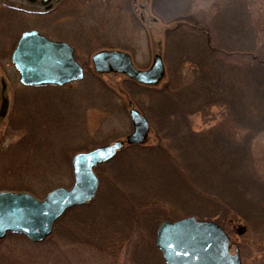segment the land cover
I'll use <instances>...</instances> for the list:
<instances>
[{
	"label": "rangeland",
	"instance_id": "374dc122",
	"mask_svg": "<svg viewBox=\"0 0 264 264\" xmlns=\"http://www.w3.org/2000/svg\"><path fill=\"white\" fill-rule=\"evenodd\" d=\"M115 1L112 4L108 0L104 5L96 3L89 11H85L84 0L76 1L68 9L72 12L69 20H66L69 22L53 27L51 19L41 20L30 14L25 16L17 11L8 12L11 8L34 10L35 7L21 0H0V4L8 6L5 8L0 5V78L5 82L3 95L9 99L7 118L0 119V191L27 192L42 199L53 188H67L72 182L70 158L73 154L122 140L132 131L128 111L130 108L139 109L132 103L129 105V97L123 94L121 85L124 76L100 75L96 77L98 81L93 80L95 73L89 58L85 57L97 51L99 46H108L125 51L137 69L145 70L151 65L154 55L163 57L165 34L169 28L151 14L150 0H132L131 12L122 0ZM211 2L206 0L202 5L199 1V6L207 8L209 12ZM248 6L250 24L257 34V40L264 45V0H249ZM31 28L39 29L51 38L89 39V47L92 48L84 46L83 51L88 52L80 55L78 62L82 64L85 75L91 76L80 84H70L67 89L24 90L18 82L17 73L9 64L5 50L11 46L16 35ZM91 30H96V33L92 34ZM105 40L107 43H104ZM74 44L79 51V44ZM185 67L183 76L190 70V66ZM168 70L167 67L164 78L156 87L167 81ZM221 108L212 106L207 112H193L188 116L192 130L186 126L181 130L184 134L180 137L185 139L182 150L187 157L188 167L186 169L176 162L177 173L188 179L191 174L188 168H197L198 173L192 172L191 176L194 174L200 178L203 174L202 179H206V190L201 188L205 195L202 199L193 198V201H198L194 207L189 206L186 211L185 204L190 200L183 201L181 197L184 186L178 174L171 177V191L180 196L171 198L166 194V181L161 176L155 178V174L164 173L160 163L132 164L136 169L142 167L141 174L144 175L134 177L132 173L127 174L131 183L125 190L124 184L112 181L109 178L112 174H107L108 181L96 193L99 196L96 202L99 212L92 216L81 214L77 221L73 218L74 214L72 218L70 214L66 222L56 224L53 233L41 243L34 244L21 239L6 241L5 245L0 246V255L3 257L0 264H160L159 252L152 243L153 231L162 222L187 217L216 223L229 237L230 251L237 250L240 264H264V217L255 220L254 216V213L264 212V198L257 189H247L237 177L242 170L250 169L256 180H253V184L257 182L264 185L262 126L255 133L253 129L249 135L246 129L238 130L239 135L233 140L240 144L230 152L232 155L227 162L226 159L218 158L219 154L214 153L215 148L207 153V138L199 147L193 142L196 137H207L205 135L210 130L230 116L226 107L225 111ZM177 119L175 116V119L173 117L168 121L175 124ZM43 121L49 125L45 131L48 136H43V128L39 126ZM22 122L24 125H19ZM31 132H38V139L28 138ZM188 132L197 134L192 136ZM220 132L221 127L212 132L210 142ZM159 144L163 145V142L158 140L155 126L150 123L146 145L152 147ZM166 152L169 154V149ZM240 153L242 156L249 154L251 159L242 164L238 156ZM220 162L222 165L219 167ZM126 168L122 167L121 171ZM220 174L226 176L225 179L231 184L225 182L224 178L218 180ZM14 175H21V179L14 178ZM107 184L119 189L128 208L125 203L113 201L111 196L116 199L117 195L108 189ZM212 189L221 192L223 201L215 199ZM150 201L154 206H147ZM115 204H122L121 213L128 212L130 217L127 225L118 222ZM245 208L248 214L242 220L235 212ZM252 214L254 218L249 219ZM100 220L105 226L99 224ZM81 222L85 223L84 227ZM239 227L244 230L241 234L237 233ZM94 230L98 231L97 234ZM90 233L97 235L94 240Z\"/></svg>",
	"mask_w": 264,
	"mask_h": 264
},
{
	"label": "trees",
	"instance_id": "16d2710c",
	"mask_svg": "<svg viewBox=\"0 0 264 264\" xmlns=\"http://www.w3.org/2000/svg\"><path fill=\"white\" fill-rule=\"evenodd\" d=\"M199 1L202 5L206 2V0H151V14L163 24L168 25L167 28H169L165 34L163 49V62L165 68L168 67L169 69V76L166 82L156 88L141 86L127 79L122 81L121 86L124 89L123 94L130 99L129 105L132 103L136 106L147 118L148 122L155 126L156 137L163 142V145L159 144L152 147L146 144L133 145L121 149L112 160L102 167L96 168L99 188L106 180L108 181L107 174H112L109 178L112 181H116L119 185L120 183L124 184L126 190V186L131 183L126 177L127 174L132 173L134 177L144 175L141 174L140 168L142 167L136 169L137 167L131 166L132 164L160 163L164 173L161 171V175L155 174V178L161 176L166 181L168 187H166V194L174 198L180 195L171 191L173 185L171 177L174 174H178L177 176L182 180V185L184 186V192L181 195L183 201H192L190 204H188L190 201L185 204L187 206L186 211H188L187 208L189 206L194 207L195 203L198 202L193 201V198L202 199L201 197L205 195L204 191L207 188L206 179H202L204 178L203 174L200 175V178H196L194 174L191 176L192 172L198 173L197 168L191 169L189 167L188 170L191 174L186 179V176L182 177L180 173H177L174 165L177 162L186 169L188 167L187 157L186 155L184 156V151L182 150V144L185 139L180 137L184 134L181 131L182 127L186 126L190 131L192 130L189 127L188 116L193 114V112H207L212 106L226 107L230 116L226 117L218 127H215L216 129L221 127V132L214 135L213 141L210 142V137L212 132L216 130L215 128L205 135L207 137L195 136L196 140H193L194 144L199 147L207 138L208 144L205 147L208 149L207 153L208 151L211 153L215 148L214 153L219 154V159H226V162L232 155L230 152L240 144L238 141L233 140V137L239 135L238 130L246 129L248 135L253 129V133H255L261 126L260 130H264V45L259 43L258 38H256L257 34H255V30L250 24L249 0H212L209 7L210 11H213L211 14H209L210 11L208 12L207 8L199 6ZM91 6L86 1L84 5L85 11L90 9ZM93 9L101 8L93 7ZM8 10H10L8 12L14 11L12 9ZM19 12L26 16L23 11L19 10ZM95 15H92V18ZM38 17L41 20H44V18L51 19L48 15H39ZM51 24L53 25V22ZM91 32L95 34L96 30H91ZM16 37L17 35L14 40ZM68 41L76 49L78 47L74 43L79 44V49L82 48L81 54L88 52L83 53L84 46L92 48L89 47L91 45L89 39L85 40L78 37ZM104 43H107V40ZM185 66H190V70L186 76H183L182 70H186ZM188 75L191 76L187 78ZM96 77L93 76L92 79L98 81ZM223 108L221 109L225 111V108ZM175 116L178 117L175 124L168 121L173 117L175 119ZM19 125H24V123L22 122ZM39 126L43 128V136H48L45 131L46 126L49 125L43 121ZM187 134L194 136L197 133L188 132ZM197 136H200V134ZM28 138H32V140L38 139V132H31ZM42 139L43 137L40 138V140ZM190 141L192 140L190 139ZM217 145L219 147L216 149ZM167 147L169 154L166 152L168 150ZM238 156L241 157L240 161L242 164L251 159L249 154H243L242 156L240 153ZM221 165L222 162H220L219 167ZM124 166H127L126 170L121 171ZM225 177L220 174L218 180L225 179ZM237 177L247 189H250V187L257 189L264 198V185L257 182L255 185L253 184L255 177L250 169L242 170ZM14 178L21 179V175L20 177L14 175ZM228 181L225 179V182ZM107 187L117 195L116 199H114L113 195L111 196L113 201L125 203L128 208L119 189L110 187L108 184ZM211 192L216 200H222L219 190L212 189ZM98 197L97 194L90 203L70 209L57 224L59 225L62 221L66 222V218L70 214L71 218L73 217L72 214H74L73 218L76 221L81 214L87 213L86 215L89 216L96 214L100 209L96 206ZM122 204H115L117 210L116 218L119 223L127 225L130 216L126 211L121 213ZM147 206H154V203L150 201ZM197 212L199 211L197 210ZM247 214L246 208L235 212V215L242 220L246 219ZM255 215V220L262 219L264 212L254 213ZM252 216L253 214L249 216V219L254 218ZM72 223L70 222L69 224ZM77 223L74 224L77 225ZM81 223L82 227H84L85 223ZM99 224L105 226V223L101 220ZM87 230L89 231L90 228ZM97 232L95 231V234ZM90 234L93 240L97 236L93 233ZM154 234L155 230L153 231L152 243ZM13 239L24 240L21 236L10 234L0 241V246L5 245L6 241ZM1 255L0 260L3 261ZM5 257L8 258V256ZM158 259L160 264H162L160 257Z\"/></svg>",
	"mask_w": 264,
	"mask_h": 264
},
{
	"label": "water",
	"instance_id": "95a60500",
	"mask_svg": "<svg viewBox=\"0 0 264 264\" xmlns=\"http://www.w3.org/2000/svg\"><path fill=\"white\" fill-rule=\"evenodd\" d=\"M33 2L34 0H27ZM49 0H41L46 5ZM99 74H122L139 84L154 86L164 76L159 55L153 57L147 70L134 68L130 56L119 51H99L91 57ZM11 63L19 81L27 86L63 85L82 79L81 67L74 61V50L65 42H53L36 31L23 32L11 54ZM2 91L4 83L1 80ZM3 99L0 115L5 114ZM132 132L125 141H114L71 158L73 184L70 188L52 189L42 199L26 192H0V240L7 234L41 243L51 235L55 223L74 207L90 202L98 181L93 169L112 159L124 143L142 144L148 134V123L136 110L129 111ZM239 227L237 233L241 234ZM154 245L164 264H240L237 250L230 253L227 234L214 222L193 217L161 223L156 229Z\"/></svg>",
	"mask_w": 264,
	"mask_h": 264
},
{
	"label": "flooded vegetation",
	"instance_id": "af4514ba",
	"mask_svg": "<svg viewBox=\"0 0 264 264\" xmlns=\"http://www.w3.org/2000/svg\"><path fill=\"white\" fill-rule=\"evenodd\" d=\"M21 1L25 2V0H21ZM40 1L41 0H34L32 3H30L32 5L28 4L29 6H34L36 9L30 10V11H23V12L26 13V14H31L33 16L34 15L35 16L48 15L51 18L52 22H53V25L52 26L53 27H58L60 25H63V24H66V23L69 22V21H66V20H69V16H72L71 15L72 12L69 11L68 9H69V7L75 5L76 4V1L78 2L80 0H49V2L47 3V5H45V6L40 5V3H39ZM84 1L85 2L88 1V3H90V5L93 6L96 3L103 4L104 5L105 2H107L108 0H106V1L105 0H91V1L84 0ZM111 2L113 4L116 1L115 0H111ZM121 2H123V5H125V7L131 12V6H132V3L131 2H132V0H122ZM0 5L6 7L5 4H0ZM4 7H2V8H4ZM3 10L5 11V8ZM42 35H44V37L47 38L50 41H53V42H66V43H68V45L70 44L71 46H74L71 42H69L68 40H66V38H58V37L51 38V37H49L46 34H42ZM73 50H74V61L81 67L82 72H83V76H82V79H81V81H83L84 79L87 78L86 77L87 74L85 75L82 64H80L78 62V60L80 58L79 56L82 55L81 54L82 48L79 49V51L76 48L73 49ZM5 51H8V48ZM83 53H85V52H83ZM9 59H10V55H9ZM4 92H5V89L3 90V93ZM2 94H1V97H0V105H1L2 99L6 97V96H4ZM8 108H9V99H8V104H7V109H6L5 115H3V116L0 115V119L1 120H3L4 118H7L6 115H7V112H8ZM12 192H16V191H12Z\"/></svg>",
	"mask_w": 264,
	"mask_h": 264
}]
</instances>
